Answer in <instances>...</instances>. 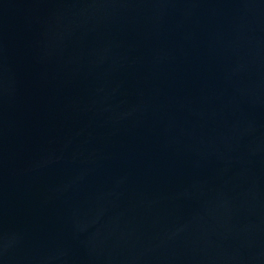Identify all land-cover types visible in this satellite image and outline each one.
<instances>
[{
	"label": "water",
	"instance_id": "water-1",
	"mask_svg": "<svg viewBox=\"0 0 264 264\" xmlns=\"http://www.w3.org/2000/svg\"><path fill=\"white\" fill-rule=\"evenodd\" d=\"M0 264H264V0H0Z\"/></svg>",
	"mask_w": 264,
	"mask_h": 264
}]
</instances>
